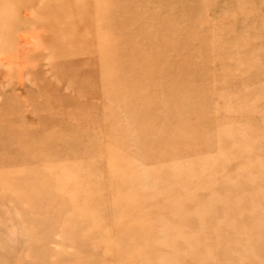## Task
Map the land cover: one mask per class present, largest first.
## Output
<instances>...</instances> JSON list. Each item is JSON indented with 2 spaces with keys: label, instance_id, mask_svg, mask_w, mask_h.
<instances>
[{
  "label": "rangeland",
  "instance_id": "rangeland-1",
  "mask_svg": "<svg viewBox=\"0 0 264 264\" xmlns=\"http://www.w3.org/2000/svg\"><path fill=\"white\" fill-rule=\"evenodd\" d=\"M0 264H264V0H0Z\"/></svg>",
  "mask_w": 264,
  "mask_h": 264
}]
</instances>
